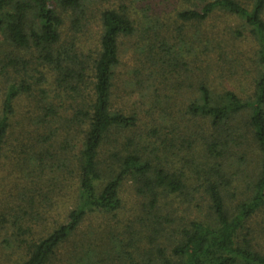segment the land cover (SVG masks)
<instances>
[{"label": "trees", "instance_id": "1", "mask_svg": "<svg viewBox=\"0 0 264 264\" xmlns=\"http://www.w3.org/2000/svg\"><path fill=\"white\" fill-rule=\"evenodd\" d=\"M127 1L0 0V82L4 84L0 161L10 154L20 174L14 183L15 195L10 201L0 202V243L4 245L0 247V260L56 264L59 250L89 215H115L122 209L121 187L128 178L134 183L139 210L153 218L150 232L158 236L166 221H160L158 216L160 200L181 194L192 184L193 177L181 171L153 168L144 159L149 155L144 146L137 142L128 145V140L120 139L135 126L136 116L113 109L119 39L140 37L144 53H157L156 44L164 54L173 51L169 41L149 26L145 8L132 0L133 4L128 1L129 7L136 10L131 11ZM181 1L185 9L177 13L176 19L183 24H203L215 12L242 21L256 44L259 65L251 96L242 98L232 91L218 94L200 85L187 100L190 116L200 120L195 125H207L201 142L192 141L201 165L191 162V172L206 197L203 205L207 206L209 220L191 221L173 243L168 240L160 246L155 239H147L150 246L136 248L135 252L125 250L128 244L119 248V241H108V249L100 259L86 241L79 250L67 253V264H264V252L248 239L250 221L264 208V0ZM140 13L142 18L135 17ZM63 16L68 17L65 32ZM89 16L100 25L92 55L80 46ZM237 34L240 35L238 31ZM178 44L182 45V41ZM51 86L54 100L45 91ZM20 96L27 97L29 108L15 128L12 118ZM46 128L44 136L40 130L45 132ZM13 131H18L19 137L11 141ZM109 141L126 144L115 159L117 170L104 182L99 158ZM251 148L257 157L248 191L230 206L227 197L231 180L247 165L244 154ZM230 155L236 158L227 163L232 159ZM48 167L62 184L75 180L76 200L64 223L37 233L34 227L41 218L36 194L44 185V170ZM166 249L171 257L166 256Z\"/></svg>", "mask_w": 264, "mask_h": 264}, {"label": "rangeland", "instance_id": "2", "mask_svg": "<svg viewBox=\"0 0 264 264\" xmlns=\"http://www.w3.org/2000/svg\"><path fill=\"white\" fill-rule=\"evenodd\" d=\"M128 1L133 4L132 0ZM128 1L126 2L128 8L131 11L136 10V7H129ZM134 1L138 6L145 8L147 22H151L149 26L155 29L160 38L169 41L170 50L173 51L164 54L163 51H159L156 44L154 50L157 53H144L140 49V37L119 39L120 64L116 71L112 96L113 109L120 110L128 116H136L135 126L120 139L124 142L128 140V145L137 142L139 146H144L149 152L144 159H147L153 168L161 166L166 169L168 167L171 171H181L187 177H193L192 184L181 194L160 200L161 212L158 216L161 217L160 221L166 219L167 222H163L161 233L155 236L150 232L153 218H147L145 213L139 210L134 183L128 178L129 180H125L121 187L122 209L115 215H89L75 236L59 250L60 257L56 264H67L65 261L67 253L79 250L86 241H89V246L100 259L103 251L108 249V241L112 243L119 241L121 244L119 248L128 244L125 250L135 252L136 248L142 250L150 246L147 239L149 241L155 239L156 245L160 246L168 240L173 243L181 229L191 221L209 220L207 206L203 205L206 197L199 190V182L197 184V178L191 172V162L201 165L199 155L193 149L196 148V142H201L207 125H195V122L200 124V120L190 116L187 100L192 93H197L200 85L207 86L218 94L232 91L242 98L253 93V82L259 71L256 44L247 34L242 21L223 12H215L203 24L188 25L176 19L177 13L185 9L181 0ZM119 4L120 1L116 3L117 6ZM135 17L142 18L143 15L140 13ZM63 18L65 32L68 17ZM88 22L87 30L80 36V46L85 53L92 55L100 35V25L93 17H90ZM68 36L69 32L63 35V39L66 40ZM178 41H182V45H179ZM52 87L45 91L48 92V97L52 95L54 100L55 93ZM43 88H46V85ZM3 89L4 84L0 82V104ZM65 104L68 106L66 102ZM28 108L27 97L20 96L15 103V114L12 118L15 128ZM46 130L47 128L45 132L43 130L40 132L46 136ZM13 132L11 141L19 137L18 131ZM110 139H113L112 135ZM191 143L193 146H190ZM125 144H111L109 141L101 150L99 162L103 169L102 181L105 182L112 176V172L117 170L115 159L121 156L122 145ZM256 153L254 148L248 150L244 154L247 165L241 169L238 177L233 175L230 195L227 197L230 206L236 204L248 191L256 165ZM9 156L0 161V202L10 201L15 195V179L20 176L13 167L12 157ZM230 157L232 159L227 160V163L236 158L232 155ZM50 169L48 167L44 170L45 182L36 194L37 213L41 218L34 227V232L37 233L47 232L55 225L64 223L67 212L75 206L77 186L75 180L62 184ZM52 179L56 182L50 181ZM53 192L56 195H53ZM55 200V205L49 209L48 205ZM249 228L248 239L257 250L264 252V208L253 217ZM150 234L152 237H149ZM0 244L2 248L4 245L2 242ZM165 254L171 257L169 249H166ZM155 261L159 262L157 255ZM0 264L12 263L0 260Z\"/></svg>", "mask_w": 264, "mask_h": 264}]
</instances>
